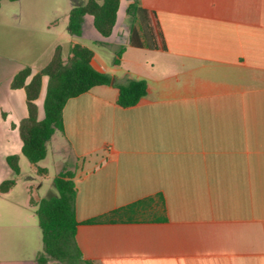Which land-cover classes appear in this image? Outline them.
<instances>
[{"label":"crops","instance_id":"0c3cea01","mask_svg":"<svg viewBox=\"0 0 264 264\" xmlns=\"http://www.w3.org/2000/svg\"><path fill=\"white\" fill-rule=\"evenodd\" d=\"M11 2L0 3V183L22 175L17 127L27 115L26 96L23 88L11 87L12 78L29 66L28 82L57 45L79 43L69 31L68 13L84 3L66 11V26L54 18H43L40 26L24 17L27 9L7 8ZM139 3L148 11L158 48L129 45L132 23L125 19L124 42L98 40L125 45L119 63L107 64L92 49L91 64L117 83L142 78L149 93L126 108L116 105L111 84L69 98L63 131L55 130L46 152L58 163L55 175L64 167L74 170L81 254L95 264H264V0ZM14 27L38 31L44 43L52 36L44 65H33L40 53H15L8 35ZM46 81L43 76L36 99L38 118ZM12 154L19 156L17 174L6 161ZM36 164L31 167L37 173L44 168L46 176L47 168ZM15 187L16 181L0 192L4 212L12 215L21 206L37 217L36 204L52 181L41 182L21 202L12 196ZM146 197L153 198L144 210L150 216L86 222ZM21 222L20 232L35 234L36 247L23 257L25 246L9 241L13 225H1L2 264H40L38 219Z\"/></svg>","mask_w":264,"mask_h":264},{"label":"trees","instance_id":"16d2710c","mask_svg":"<svg viewBox=\"0 0 264 264\" xmlns=\"http://www.w3.org/2000/svg\"><path fill=\"white\" fill-rule=\"evenodd\" d=\"M15 1V0H9ZM1 3V0H0ZM120 0H84L74 6L68 13L69 31L79 36L82 17L91 15L93 26L102 36H109L113 30ZM127 14L133 16L129 30L128 43L131 46L157 49L153 27L150 24L148 11L141 7L139 0H132L127 7ZM125 45H120L113 57L118 64ZM93 50L80 43L69 48V56L65 61L62 47L57 45L49 61L31 75V68L25 66L17 71L11 81L12 88H23L26 96L27 115L18 124L21 139V154L33 164L46 155L48 143L55 130L63 131L62 110L69 98L88 91L91 87L111 84L115 88V103L119 107H130L149 93L147 82L142 78H129L126 83H117L113 77L95 69L91 60ZM46 76L45 93L42 101L43 117L38 118L36 99L39 96L42 77ZM19 156L8 155L6 161L14 174L19 172ZM39 169V168H38ZM74 170L63 168L52 180V190L36 204V214L41 230L42 250L36 260L44 264L53 260L62 264H95L93 260L83 258L76 242V229L79 221L74 210L76 194ZM15 183L8 178L0 183V192H6ZM163 204V197L158 195ZM153 201L146 197L135 200L125 206L112 210L105 219L91 218L87 223L114 220V217L128 220L145 216L144 210ZM163 219V216L157 217Z\"/></svg>","mask_w":264,"mask_h":264},{"label":"rangeland","instance_id":"374dc122","mask_svg":"<svg viewBox=\"0 0 264 264\" xmlns=\"http://www.w3.org/2000/svg\"><path fill=\"white\" fill-rule=\"evenodd\" d=\"M82 1L84 0H16L14 2L12 1L11 3H9L7 5V8L27 9L29 14L25 15L24 17L31 20L35 19V25L42 26L41 24L43 18H54L60 20V23H62L63 21L64 26H66V11L73 5L81 3ZM131 1L132 0H120L118 8V21L115 24L114 30L111 35L105 37L99 34L93 26L92 16L86 14L82 17L80 35L71 36L74 38L75 41L82 43L93 49L95 52L99 53L104 58L107 64H111L114 54L117 51L118 47L115 48L112 44L108 46L100 45L98 44V40H109L110 42H113L116 41L115 39L117 38V40L121 43L126 40L127 32L124 28L122 34L121 28L123 26V23H125L126 21L125 19H127L130 23L134 21L133 16L127 14V7ZM66 31L69 33L68 30ZM30 32L31 33H29L26 29H19L16 27L8 28V35H12L13 37L12 43L15 53H23L24 55L28 54L29 56H38V53H40L41 55L37 58V62H34L35 64L33 65L36 67H41L42 65H44L45 61L50 57L51 48H49L48 45L50 44L52 36L49 38H47L46 36V41L44 43V39L41 38L40 35L39 37L37 36L38 31H32L31 29ZM27 33H29V35ZM117 33L119 34L118 36H116ZM46 44L47 46H45ZM69 48V45L67 46V43H64V47H62V57L65 61L69 56ZM38 106L39 113L43 115L41 100L39 101ZM48 147H50V141L48 143ZM62 151L66 153V151H64L63 149ZM19 165L21 167L22 175L18 180H15L16 187L14 193L12 194L14 200H16L17 202H21L22 200H24L25 196L30 193V190L34 193V190L39 187V184H41V182L52 181L57 171L56 169L59 167L57 162L55 163L52 161L50 152H48L47 155H45V157L38 161L36 164L37 166L47 168L48 173L46 176L43 175V173L46 172L44 168L38 167V174L36 172V168L31 167L32 163H30L23 155L21 156V161L19 162ZM38 193L40 194L39 191ZM14 208V212H12V215H10L9 213L6 214L4 212V207L0 206V226L2 225L6 227L13 225L11 230H9L11 236H13L12 240H9L11 242V246H20L19 248L25 246L23 257L28 258L30 256V249H34L36 247V240L34 238L35 234L31 233L27 234V236L24 234L22 235V233L20 232V230L22 231V228H19V226L22 223L21 220L27 219L33 224L37 221V217L34 214L33 209H25L21 206H18L17 208L15 206ZM145 216H150V213H145ZM26 228L28 227H25V230L29 231ZM53 262L54 264H62L56 261ZM0 264L2 263L0 262Z\"/></svg>","mask_w":264,"mask_h":264}]
</instances>
